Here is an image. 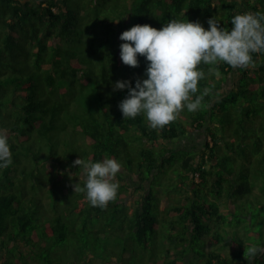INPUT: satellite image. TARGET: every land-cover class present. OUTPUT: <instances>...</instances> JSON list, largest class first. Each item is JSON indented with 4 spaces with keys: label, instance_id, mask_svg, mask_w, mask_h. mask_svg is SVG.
Wrapping results in <instances>:
<instances>
[{
    "label": "trees",
    "instance_id": "16d2710c",
    "mask_svg": "<svg viewBox=\"0 0 264 264\" xmlns=\"http://www.w3.org/2000/svg\"><path fill=\"white\" fill-rule=\"evenodd\" d=\"M109 5L110 0H78L72 6L69 0H0V130L8 136L12 158L0 169V264H264V219L249 233L258 242L244 254L238 230L252 225L244 204L255 201L262 210L264 202V53H252L248 67L199 65L205 76L192 98L208 90L200 108L182 109L174 121L152 129L143 116L124 118L118 108L127 89L113 85L146 78V61L138 56L136 67L121 62L122 41L100 10ZM126 12L123 31L136 24L159 29L171 19L198 21L207 29L212 17L230 28L238 13H264V0H132ZM83 27L85 40L74 38ZM232 73L236 79L220 91ZM197 130L205 137L200 152L177 160L173 152L186 147L172 143ZM105 156L119 160L125 173L115 177L117 198L93 207L83 192H74L73 185L82 187L83 180L73 178L82 171L73 162ZM252 164L258 165L253 174L260 179L259 193L249 182ZM166 166L179 169L178 181ZM128 171L132 182H149L133 209L124 202ZM157 175L160 181L168 176L174 197L181 194L177 203L167 195L164 211L159 203L166 195L153 185ZM48 187L52 199L45 205ZM118 207L125 210L121 229L133 240L131 250L149 249V257L133 261L124 256L126 247L116 257L104 247L117 245L105 238L100 247L103 228L95 225L114 219L116 213H108ZM165 222L170 231L158 240ZM207 239L220 245L205 251ZM253 247L257 251L250 254Z\"/></svg>",
    "mask_w": 264,
    "mask_h": 264
},
{
    "label": "clouds",
    "instance_id": "9594fccd",
    "mask_svg": "<svg viewBox=\"0 0 264 264\" xmlns=\"http://www.w3.org/2000/svg\"><path fill=\"white\" fill-rule=\"evenodd\" d=\"M207 24L205 29L198 21L171 19L159 29L136 24L120 34L121 62L136 67L138 56L146 61V78L133 85L126 80L113 85L114 90L127 89L118 104L124 118L141 115L150 128L161 129L182 109L195 112L200 108L208 90L192 98L198 92V81L205 76L199 65L223 62L234 68L248 67L253 63L252 53H264V13H238L231 18L230 28L221 27L214 17ZM11 163L8 136L0 130V169ZM73 163L82 169L83 176V186L77 182L74 192H83L91 206L104 208L117 198L120 185L115 177L122 168L119 160L78 157ZM256 251L249 249L250 254Z\"/></svg>",
    "mask_w": 264,
    "mask_h": 264
},
{
    "label": "rangeland",
    "instance_id": "374dc122",
    "mask_svg": "<svg viewBox=\"0 0 264 264\" xmlns=\"http://www.w3.org/2000/svg\"><path fill=\"white\" fill-rule=\"evenodd\" d=\"M75 1H78V0H69L70 6H72ZM131 1L132 0H110V5H109V7L106 8V10H103L102 8H100V10L103 13L108 14V21H106L105 24L111 22V25L113 26V30H114L113 35L114 36L116 35L115 36L116 39H118L120 34L123 32V30H120L121 21L124 20V23L127 22V20L125 19V15L127 14L126 11L128 10V7H129ZM54 11H56V10H54ZM85 34H86V31L83 27V29L78 30L77 33L73 34V36L76 39L79 37H82V39L85 40ZM109 46H110V44L106 45L105 48H107ZM116 46H117V43H116ZM74 47L84 48L81 46H74ZM99 71H100V69H99ZM235 79H236L235 73H232L231 75H229V77L226 79V82H224L222 88H220V91H223V92L227 91L231 86V82ZM260 122H261V120L259 121V123ZM263 122L264 121H262L261 123H263ZM204 140H205L204 130H197L194 132L187 133L184 136L179 137V139L176 140L175 143H172L174 146H177V147H186V150H178L176 152H173V155L176 156L177 160L181 161V158H183V155L188 156L189 154L200 152ZM252 140H255V137H252ZM251 149L253 152L254 148H250V150ZM25 152L26 151L24 150V153ZM125 159H126V157H124L123 160H125ZM133 161H134L133 163L136 165L138 160L133 159ZM65 163H67V162H64V164ZM230 163L231 162H229V164ZM248 167H249V171H250L249 182H250V184L255 185V187H256L255 192L259 193L260 190L258 191L259 187L257 186L259 184L257 182L260 181V179L258 178V174H256V175L253 174L254 171H257L258 165L252 164V165H249ZM165 170L168 174L173 173L174 180L178 181L177 178H179V171H178L179 169L174 168L171 171V169H168V166H166ZM119 172L125 173V170L120 169ZM118 175L120 176V174H118ZM127 175L128 176H124V179H125V183L128 185V187H130V189H129L128 196L125 198L124 202L129 207H131L133 209L136 206V203L141 199V195L143 194V191H146L148 189L149 182L144 181L142 183H139V182L134 183L130 179L132 176H129V175H131V173H129V171L127 172ZM157 176H158V179L160 177H162L159 175H157ZM73 178L83 180L82 171L78 174V176H73ZM134 181H137L136 177L134 178ZM138 184L142 185L143 189L138 188L137 187ZM153 185L154 186L158 185L156 187V189L159 191V194L161 193L163 195H166V196H161L162 201H161V203H159L160 211L161 210L164 211L167 204H169L171 202V200L173 201V199H174V202L177 203V198L180 197L181 194L178 195V193H175V197L173 196V194L171 193L172 184H170L167 175L163 179V181H160V179H159V181L155 180ZM59 188H60V191L65 190L62 185H60ZM36 189L39 190L38 187H36ZM123 192H126V188H124ZM45 193L46 194L42 197V200H43V203L45 205H47V203L49 201L48 199H50V200L52 199L51 189L48 187ZM167 195L170 196V202L168 200ZM257 205H258V203L255 201L253 204H251L250 202H246L244 204V206L246 208L244 210V212L249 211L248 216L250 217V221H251L252 225H248V223L246 225L242 224V226L239 227V229H238L240 231V234L242 233L243 234L242 236L245 239V244H243V245H245L244 246L245 249L243 250V254L247 253V248L249 246H253L258 242V240H256L254 238V236L249 235V233H255L256 232L258 227H260L261 220L264 219V202L261 204L262 210H259ZM50 210H51V208H50ZM111 213H116V217L114 219H111V218L105 219L102 222H97L95 225L96 229L97 228L98 229L103 228V231L101 232V234L99 236L102 239V241L100 242V247H102L101 246L102 244H105L104 239H103V238H105L106 240H108L109 244L114 243L117 245V247H115L114 249H107L106 246L104 247V249L107 250V253H109L111 250H114L115 253L113 255H115L116 257H120L122 255V252H121L122 247L127 248V251L125 252L124 256H126V255L131 256L132 258H134L133 261L138 262V259L140 256H142V257L148 256L149 257V255L151 253V250H149V249L145 250V249H141V247L137 246L135 252H133L131 250L130 246H131L133 240L132 239H130V240L126 239V234L124 233L123 229H121V226L126 221L123 218V216L125 214V210H122L121 207H118V209H116V210L115 209L110 210V212L108 214H111ZM154 214L155 213H153V215ZM159 218H161L160 215H159ZM232 220H233L232 222L235 223L234 221H236V218H232ZM241 221L243 222L242 218H241ZM168 223H169V221H168ZM168 223L167 222L163 223V226H164L163 230L159 231V233L157 235L158 240L162 239V238H163V240H166V237L164 238V236H166L168 234V232L170 231V228L167 226ZM124 225H125V223H124ZM115 233L118 234L119 237H117V238L113 237L115 235ZM110 234H112V235H110ZM220 236L223 238V240L225 239L226 235H225L224 231L221 232ZM249 237H251V238H249ZM149 240H150V235L148 233L147 244H149V245H150V243L153 244V241H149ZM219 245L220 244L213 243L212 241L207 239L205 241V244H204V249H205V251H209V250L217 248ZM149 248H150V246H149ZM198 254H199V250L193 251V255L199 257L200 255H198ZM190 256H192V255H190ZM195 264H200V261L196 260Z\"/></svg>",
    "mask_w": 264,
    "mask_h": 264
}]
</instances>
